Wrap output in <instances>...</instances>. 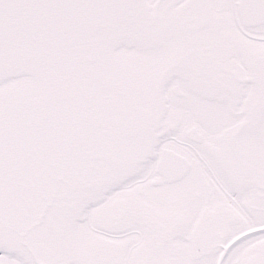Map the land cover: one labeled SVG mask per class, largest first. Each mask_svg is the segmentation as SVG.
<instances>
[{"label": "snow or ice", "instance_id": "obj_1", "mask_svg": "<svg viewBox=\"0 0 264 264\" xmlns=\"http://www.w3.org/2000/svg\"><path fill=\"white\" fill-rule=\"evenodd\" d=\"M0 264H264V0H0Z\"/></svg>", "mask_w": 264, "mask_h": 264}]
</instances>
